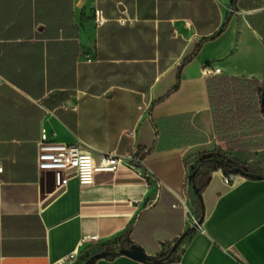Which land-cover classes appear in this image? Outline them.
Segmentation results:
<instances>
[{
  "label": "crops",
  "instance_id": "0c3cea01",
  "mask_svg": "<svg viewBox=\"0 0 264 264\" xmlns=\"http://www.w3.org/2000/svg\"><path fill=\"white\" fill-rule=\"evenodd\" d=\"M229 1L0 0V264H58L92 236L155 256L186 231L163 264H264V130L260 149L228 150L211 103L218 79L263 82L264 0H237L234 13ZM206 64L220 74L203 76ZM42 127L95 155L137 149L142 171L120 165L55 189L36 166ZM216 148L260 177L231 186L214 170L200 207L191 170Z\"/></svg>",
  "mask_w": 264,
  "mask_h": 264
},
{
  "label": "trees",
  "instance_id": "16d2710c",
  "mask_svg": "<svg viewBox=\"0 0 264 264\" xmlns=\"http://www.w3.org/2000/svg\"><path fill=\"white\" fill-rule=\"evenodd\" d=\"M233 1L234 0H232V2ZM244 82L246 83L243 84ZM263 86L264 80L260 83L257 80L242 81L238 78H222L218 79L217 84L212 88L211 103L214 109L213 117L215 130L218 138L224 141L230 151L243 154L251 149L261 147V144L249 143L243 140L246 138H238L236 131L238 128L246 130L247 133L242 135L243 137H247V135L261 133L264 130V103L262 104L261 102ZM222 134L224 136H222ZM137 154L144 157V155L138 151ZM199 166L203 169L199 170ZM214 170H221L223 173H236L242 175L251 173L254 174V176L257 175L246 163L228 155L220 148L203 153L199 157L197 165L192 168L189 178L190 183L194 187L200 207L202 205V189L207 183L210 173ZM176 240L171 247L162 250L155 256H150V258L144 262L150 264H163L173 261L178 249V246L174 247ZM97 259L98 258L92 259L90 264H93Z\"/></svg>",
  "mask_w": 264,
  "mask_h": 264
},
{
  "label": "built area",
  "instance_id": "2783aa9c",
  "mask_svg": "<svg viewBox=\"0 0 264 264\" xmlns=\"http://www.w3.org/2000/svg\"><path fill=\"white\" fill-rule=\"evenodd\" d=\"M84 2L85 0H76ZM93 11L96 24L103 23L100 10L93 5L89 6ZM236 7H230L229 12L234 13ZM189 25V21H185ZM201 74L205 77H212L220 74V68L211 65H204ZM133 135V132H130ZM44 127L40 129V136L37 142L36 166L41 173L48 172L53 176L55 189L64 187L67 181L75 176L81 186H90L94 183V177L100 172H114L120 165L134 171H142L143 157L137 154V149H133L126 154H115L112 152L99 153L95 155L93 150L85 143L77 141L66 144L53 140ZM1 170V168H0ZM245 178L242 174L223 173L222 180L226 185H235ZM182 205L185 207L184 203ZM185 220L190 228H201L199 217L193 215L185 208ZM96 236L90 237L88 241H97ZM77 253L71 252L65 258L59 260L58 264H71L75 261Z\"/></svg>",
  "mask_w": 264,
  "mask_h": 264
},
{
  "label": "rangeland",
  "instance_id": "374dc122",
  "mask_svg": "<svg viewBox=\"0 0 264 264\" xmlns=\"http://www.w3.org/2000/svg\"><path fill=\"white\" fill-rule=\"evenodd\" d=\"M236 3H237V0H234L233 2H232V0L229 1V4L231 5V7H236ZM244 133H247V132L243 131L240 128H238L236 131V135L238 138H240V139L246 138L243 140H246L249 143L260 144L259 140L257 141L255 139H257V137H259L261 133H255L253 135L250 134V135H247V137H243L242 134H244ZM226 148H227V146H226ZM258 149H260V148L251 149L247 153H243L242 155H247L250 152L256 151ZM48 178L52 180L53 176L51 175ZM190 212L193 215H195L196 217H199V215H200L199 211L193 212L192 210H190ZM122 242H123L122 237H119V236L114 238V239L108 240V241H98V240L97 241H88L83 245L82 249L79 252H77L76 259L71 264H84L85 261L95 253H98V252H101L104 250H117L118 248L122 247Z\"/></svg>",
  "mask_w": 264,
  "mask_h": 264
},
{
  "label": "water",
  "instance_id": "95a60500",
  "mask_svg": "<svg viewBox=\"0 0 264 264\" xmlns=\"http://www.w3.org/2000/svg\"><path fill=\"white\" fill-rule=\"evenodd\" d=\"M261 102H262V104L264 103V86H263V91H262V95H261ZM245 175L249 176V177L254 176V174H251V173H246ZM255 177H260V175H255ZM56 194H58V192H56L54 195H56ZM201 222H202V218L199 219V223H201ZM188 232L189 231H186V232H184V234H182L181 236L178 237L174 247L178 246L181 243L183 237L186 236L188 234ZM116 254H125L131 258H134V259L142 261V262H144L150 258V256L147 255L144 252V250L138 244L133 243L128 247H120L117 250H104V251L95 253L90 258H88L84 264H90L92 259H94V258H102L105 256H114Z\"/></svg>",
  "mask_w": 264,
  "mask_h": 264
}]
</instances>
